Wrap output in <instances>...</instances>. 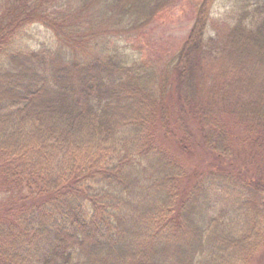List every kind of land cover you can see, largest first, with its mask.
<instances>
[{"label":"trees","instance_id":"16d2710c","mask_svg":"<svg viewBox=\"0 0 264 264\" xmlns=\"http://www.w3.org/2000/svg\"><path fill=\"white\" fill-rule=\"evenodd\" d=\"M174 2L0 0V264H249L264 248V177L232 140L245 126V164L264 163V2L214 16L200 0L177 53L146 64L126 41Z\"/></svg>","mask_w":264,"mask_h":264},{"label":"rangeland","instance_id":"374dc122","mask_svg":"<svg viewBox=\"0 0 264 264\" xmlns=\"http://www.w3.org/2000/svg\"><path fill=\"white\" fill-rule=\"evenodd\" d=\"M264 2V0H262ZM200 0H175V2L162 10L147 26L126 43L129 49L135 56H138L146 64L152 63L158 68H162L180 49L183 41L186 39L196 17V8ZM232 0H213L211 12L214 16L222 13L227 8ZM39 28V29H34ZM27 35L35 33L37 36L50 37V32L44 27L34 24L29 26ZM207 33L213 35V31L208 29ZM23 41H29V38L24 37ZM243 129L245 126H240L232 129L233 142L235 144L236 153L242 154L240 158L243 162V168L246 172L264 177V163L261 161L255 162L252 166L246 165L244 152L252 153V149L247 145L242 146L241 139L244 137ZM248 148V149H247ZM203 159V155L200 154ZM199 156H193V161L190 157L184 161L187 168H193L201 162ZM218 211L216 212L217 215ZM264 248H262L255 259H252L249 264H263Z\"/></svg>","mask_w":264,"mask_h":264}]
</instances>
